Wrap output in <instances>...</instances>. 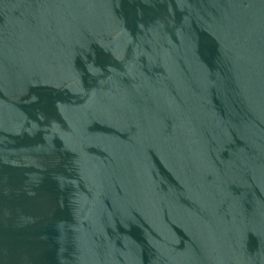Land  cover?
I'll list each match as a JSON object with an SVG mask.
<instances>
[{
	"label": "water",
	"instance_id": "1",
	"mask_svg": "<svg viewBox=\"0 0 264 264\" xmlns=\"http://www.w3.org/2000/svg\"><path fill=\"white\" fill-rule=\"evenodd\" d=\"M0 264H264V0H0Z\"/></svg>",
	"mask_w": 264,
	"mask_h": 264
}]
</instances>
